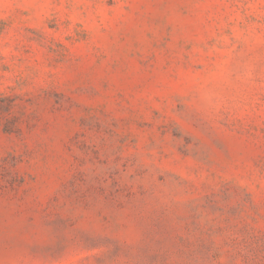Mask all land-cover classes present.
<instances>
[{
	"label": "rangeland",
	"instance_id": "rangeland-1",
	"mask_svg": "<svg viewBox=\"0 0 264 264\" xmlns=\"http://www.w3.org/2000/svg\"><path fill=\"white\" fill-rule=\"evenodd\" d=\"M0 264H264V0H0Z\"/></svg>",
	"mask_w": 264,
	"mask_h": 264
}]
</instances>
